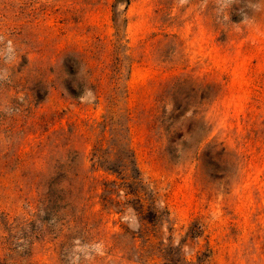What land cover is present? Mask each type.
Returning <instances> with one entry per match:
<instances>
[{
	"label": "rangeland",
	"instance_id": "rangeland-1",
	"mask_svg": "<svg viewBox=\"0 0 264 264\" xmlns=\"http://www.w3.org/2000/svg\"><path fill=\"white\" fill-rule=\"evenodd\" d=\"M0 264H264V0H0Z\"/></svg>",
	"mask_w": 264,
	"mask_h": 264
},
{
	"label": "trees",
	"instance_id": "trees-1",
	"mask_svg": "<svg viewBox=\"0 0 264 264\" xmlns=\"http://www.w3.org/2000/svg\"><path fill=\"white\" fill-rule=\"evenodd\" d=\"M133 208L138 213V215L141 219H149V218L156 217L158 215L157 209H153L152 211H148L147 210L148 207H146V209H145L141 205L140 206L134 205Z\"/></svg>",
	"mask_w": 264,
	"mask_h": 264
}]
</instances>
